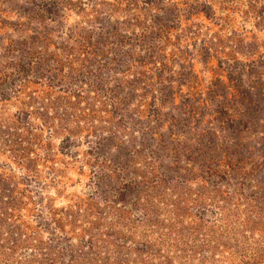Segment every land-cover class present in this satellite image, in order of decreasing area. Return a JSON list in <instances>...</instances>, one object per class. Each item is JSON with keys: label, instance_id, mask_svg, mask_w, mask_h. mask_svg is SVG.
I'll list each match as a JSON object with an SVG mask.
<instances>
[{"label": "rangeland", "instance_id": "obj_1", "mask_svg": "<svg viewBox=\"0 0 264 264\" xmlns=\"http://www.w3.org/2000/svg\"><path fill=\"white\" fill-rule=\"evenodd\" d=\"M0 264H264V0H0Z\"/></svg>", "mask_w": 264, "mask_h": 264}]
</instances>
